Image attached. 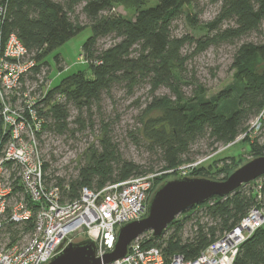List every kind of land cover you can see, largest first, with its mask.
<instances>
[{
	"label": "trees",
	"instance_id": "trees-1",
	"mask_svg": "<svg viewBox=\"0 0 264 264\" xmlns=\"http://www.w3.org/2000/svg\"><path fill=\"white\" fill-rule=\"evenodd\" d=\"M148 1L0 0V45L14 34L32 61L14 91L19 89L22 97L35 95L31 105L42 119L38 136L43 133L48 137L47 131L62 133L68 129V104L79 111L74 120L77 129H81L85 125L83 110L91 112L93 103L100 100L102 93L109 92L115 84L125 83L132 88L146 79L151 89L167 85L175 96L174 100L162 98L147 107L161 111L158 117L148 118L142 131V137L149 141V150L163 161L153 189L164 173L183 176L178 168L190 160L183 155L200 137L228 144L243 134L250 140L254 157L264 154V140L260 143L251 139L247 131V123L253 118L264 127V36L261 30L264 0H215L219 4L216 16L202 25L206 31L214 33L194 40L198 50L217 41L240 40L251 33H256L258 39L237 46L231 63L232 82L211 99L202 97L201 87L189 98H184L180 92L184 58L179 56V49L187 38H174L171 26L186 8L194 7V0H155L153 4ZM79 6L87 23L78 20L76 8ZM116 6L133 12V17L112 13ZM188 19L195 20L193 16ZM86 27H90L91 34L82 44L81 57L89 73L79 69L49 86L47 55ZM107 36H113L114 42L105 48L98 47V41ZM133 50L137 51V57H131ZM54 60L58 69L63 70L59 54L54 55ZM31 77L37 84L33 92L23 86ZM234 95V108L224 112L221 103L233 99ZM24 116L29 117L26 106ZM43 141L39 139L41 150ZM100 147L99 151L92 150L90 162L79 169L76 178L66 185L59 179L53 182L60 187L63 200L77 198L84 186L96 190L108 183L156 172L152 167L146 169L122 158L107 130L103 132ZM46 168L44 162V171ZM187 173L201 176L197 175L196 168ZM226 176L227 171L221 179ZM258 179L260 183L255 187L249 188L250 183L241 185L232 194L215 196L189 209L185 218H175L160 235L149 236L145 245L159 246L167 257L180 253L186 259L194 258L211 240L235 226L252 206L264 208V175ZM204 217L205 222L200 220ZM184 219L195 222L187 236H183ZM232 264H264V226L242 242Z\"/></svg>",
	"mask_w": 264,
	"mask_h": 264
},
{
	"label": "built area",
	"instance_id": "built-area-1",
	"mask_svg": "<svg viewBox=\"0 0 264 264\" xmlns=\"http://www.w3.org/2000/svg\"><path fill=\"white\" fill-rule=\"evenodd\" d=\"M31 65L26 48L10 34L0 45V264H46L67 243L85 238L95 242L101 257L113 249L121 225L145 216L159 173L132 176L96 190L84 186L77 198L63 200L58 184L46 179L39 143L45 135L38 136L42 119L33 101L18 108L7 104L1 93V88L3 93L18 88ZM25 106L29 117L24 116ZM194 164L180 166V174ZM261 226L264 208L254 205L194 258L180 253L167 257L159 246L145 245L151 236L145 232L129 243L123 257L105 264H232L242 242Z\"/></svg>",
	"mask_w": 264,
	"mask_h": 264
},
{
	"label": "rangeland",
	"instance_id": "rangeland-1",
	"mask_svg": "<svg viewBox=\"0 0 264 264\" xmlns=\"http://www.w3.org/2000/svg\"><path fill=\"white\" fill-rule=\"evenodd\" d=\"M154 2L155 0H149L148 4ZM218 7L219 4L215 0H194V7L186 8L172 23V36L177 39L187 38V41L179 49V56L184 58L180 69L183 78L180 92L184 98L195 95V91L199 87L203 90L202 97L206 99L218 96L232 82L231 63L237 46L244 41L258 39L256 33H251L240 40L217 41L205 49L198 50L194 40L205 38L206 35L211 36L214 33L206 31L202 25L216 16ZM80 9V6L76 8L78 20L80 23H87L88 21ZM111 12L128 18L133 17V12L125 11L121 6L114 7ZM104 14L106 13L104 12ZM188 16H193L195 20H189ZM261 30L264 36V20ZM90 34V27H86L47 55L46 59L50 70L48 78L51 79L49 86L57 84L62 77L79 69L89 73L87 64L81 57V47ZM113 42L114 37L107 36L98 41V47L105 48ZM56 54H59L62 60L64 68L61 71L54 60ZM137 55V51L131 52V57H137ZM23 86L29 92H33L36 90L37 84L31 77L25 80ZM16 91L3 93L1 88L3 99L7 104L11 103L19 108L27 102L33 101L31 98L22 97L20 95L22 92L19 89L18 92ZM13 97L14 99H12ZM162 98L175 99L167 85H160L153 90L146 79L140 80L132 88H129L125 83L115 84L109 92L101 94L98 102L93 103L91 112L87 113L83 110L82 118L85 119V125L81 129H77L78 126L74 120L79 111L72 104H68V129L62 133L47 131L48 137L41 138L44 140L42 158L47 164L45 169L47 181L58 182L59 179L62 185H66L70 180L76 178L79 169L90 162L92 150H100V140L105 130L112 142L117 145L118 153L122 158L142 165L146 169L152 167L156 172L162 171L163 161L159 159L157 153L149 150V141L142 137L143 126L148 118H156L161 115L160 110L147 109V107L154 102L158 103ZM235 101L236 95L231 100L223 101L221 103L222 110L228 113L234 108ZM247 124V131H250L249 137L262 143L264 127L257 123V118L251 119ZM3 130L4 126L0 123V135ZM186 157L190 160L180 166L196 162L191 168H196L199 172L197 175L221 179L226 171L228 175L254 156L251 152L250 140L240 134L235 141L228 144L200 137L190 144L187 154L183 155V158ZM191 168L187 172H190ZM185 175H189V173ZM161 176L163 178L159 180L158 185L164 180L175 177L171 172ZM259 183V179L254 180L248 186L249 188L255 187ZM188 212V210L185 211L178 218H185ZM205 218H200V220L205 222L207 221ZM184 222L183 236H187L191 233V225L195 222L189 219H184ZM77 237L80 238L76 236V239H78Z\"/></svg>",
	"mask_w": 264,
	"mask_h": 264
},
{
	"label": "water",
	"instance_id": "water-1",
	"mask_svg": "<svg viewBox=\"0 0 264 264\" xmlns=\"http://www.w3.org/2000/svg\"><path fill=\"white\" fill-rule=\"evenodd\" d=\"M264 175V154L255 156L232 170L223 179L183 175L164 180L148 198L145 216L121 225L111 251L96 255V244L85 238L67 243L46 264H105L123 257L129 243L150 232L156 237L180 214L215 196L225 197L241 185Z\"/></svg>",
	"mask_w": 264,
	"mask_h": 264
}]
</instances>
